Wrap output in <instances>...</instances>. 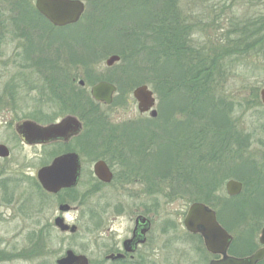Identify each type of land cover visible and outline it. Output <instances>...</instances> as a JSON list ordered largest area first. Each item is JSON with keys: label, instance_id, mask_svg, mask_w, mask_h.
<instances>
[{"label": "rangeland", "instance_id": "374dc122", "mask_svg": "<svg viewBox=\"0 0 264 264\" xmlns=\"http://www.w3.org/2000/svg\"><path fill=\"white\" fill-rule=\"evenodd\" d=\"M82 1L86 10L81 20L73 26L55 28L37 13L36 0H0V110L6 106L17 108L14 113L0 111V144L6 145L11 151L9 158L0 159V249L5 252L4 258L7 260L0 264H57L56 261L68 249L85 254L91 264H111L105 261V252L118 237L127 234L128 227L132 226L129 216L133 211L152 215L154 262L197 264L199 258L194 241L184 232L183 220L187 207L183 208L177 202L174 206L170 203L180 192L177 189L180 184L175 183L176 179H167L168 183L163 184V187H168L163 194L168 196L169 205L159 207L166 201L164 195L159 193L153 197L154 206L151 208L142 207L137 202L135 207L129 209L130 213L117 218L116 207L125 194L111 191L107 193L110 196L109 206H105V200L101 201L100 207L88 203L82 207L83 210L66 216L69 224L78 225L77 235L71 236L58 230L53 224L54 218L59 215L57 199L40 193L35 185L37 171L43 161L46 158L48 160L53 148L22 145L14 130L15 123H5L3 119L10 115L13 119L26 118L37 110L50 114L63 109V102L58 100L63 93L74 104L80 102V99L90 96V91H87L86 97L87 89H81L79 80L73 83L72 79L80 77L88 83L90 76L91 79H110L118 88L116 104L131 107L120 113L125 112L127 119L135 116L138 121L144 120L148 116H140L133 90L145 81L143 85H147L157 99L159 116L157 124L153 122L150 128L157 132L160 148L155 152L163 155L160 165H164L166 159L169 161L177 157L178 147L187 141L177 124L182 123L183 118L187 121V118L178 116L167 120L165 115L169 108L176 109L179 106L182 96L186 105L189 102L181 91L183 86L179 85L184 74L176 68L173 59L170 62H166L168 58L165 57L162 61L156 60L160 47L157 42L153 43L156 37H150L149 23H146L148 11L150 15L166 14L168 9L173 8V0L168 3L167 0ZM146 1L148 3L144 6ZM174 3V12L179 11L184 21L182 36L185 58H189L191 51L195 50L210 62L211 69L204 73H208L204 82L215 90L216 100L211 102L205 98L203 104L210 106L202 107L206 111H224V119L228 116L230 124L236 126L234 133L242 132L243 136L249 134L252 142L250 150L244 146L241 151L234 149L231 153L234 172L227 176V180L243 182L244 191L249 190V186L264 185V106L254 102L257 97L260 100L259 93L264 86V47L259 52L255 47L247 52L256 36L255 40L260 39L264 46V0H175ZM262 18L256 35L251 39L248 24H256ZM20 19L22 24L18 22ZM16 30L23 35L22 38L17 37ZM131 32L134 35L129 37ZM19 45L27 47L29 51L19 56L36 58L35 68L33 64H26V61L19 62ZM118 50L127 52L128 57L125 61L107 66L106 61ZM6 56H11L12 60L8 62ZM170 78L180 83H177V91L168 96L164 94L163 88ZM53 86L56 90L58 88V92ZM223 117L214 121L196 120L195 126L199 123L208 124L209 128H215L210 129L218 139V135L226 132ZM95 129L94 126H88L76 140V145L73 144L75 151L81 152L79 150L82 148L84 153H89L94 148L88 143L94 138ZM147 129V126L137 127L135 136L138 141L147 136L145 132L141 133ZM229 137L227 139L235 147H242L238 137ZM216 148V159L225 161V147L218 145ZM243 150H246V161L241 159ZM205 155L202 156V171L206 172L203 178H207V181L200 182L210 184L212 178L207 164L212 159L210 156L207 159ZM222 179L218 177L217 180L220 183ZM89 180L85 175L83 187L90 184ZM260 201L264 203V198ZM18 248L22 249L21 255Z\"/></svg>", "mask_w": 264, "mask_h": 264}, {"label": "flooded vegetation", "instance_id": "af4514ba", "mask_svg": "<svg viewBox=\"0 0 264 264\" xmlns=\"http://www.w3.org/2000/svg\"><path fill=\"white\" fill-rule=\"evenodd\" d=\"M28 20L31 21L30 18H28ZM18 22L22 24L21 19ZM16 31L18 32L17 37L19 39L22 38L23 35L18 30ZM1 39L2 35L0 34V40ZM18 48V56L21 54L23 55V53L28 51V48L22 45H19ZM3 58L4 57L1 59ZM5 60L9 62L12 60V57L6 56ZM20 61H26V64L29 65L33 64L34 68L35 65H37L36 58L34 57L19 56V62ZM72 81L73 83L78 81V85L81 89H87L85 91V96L88 94L87 91H90L91 93L93 86L89 89L90 86L80 77H75ZM81 81L84 82L83 86L80 84ZM138 87L133 90V93ZM53 88L58 92V88L57 90L55 86H53ZM117 93L118 88L116 86L113 103ZM60 95L61 96L58 97V100L63 102V109L53 111V113L50 112V114H44L43 111L37 110L35 113L22 119H13L11 115L9 117H3V119L6 120L5 123H15L14 127L19 122L26 120L47 126L59 123L69 116L76 117L82 124L80 134L69 141L58 140L50 144H36L31 146L22 142L20 138L17 137L22 145L53 148L48 160H46V158L43 161V164L38 171L43 167L51 165L56 158L66 154L75 153L79 156L81 172L78 185L75 188L62 189L57 194H50L46 191L42 192L57 199L59 215L54 218L53 224H55V220L58 217H62L66 224L69 226L75 225L77 227L76 233H65L71 236L77 235L79 231L78 225L72 223L69 224L66 216H69L73 212H77L79 209H82V207H86L88 203H91L93 207H100L101 201L105 200V206H109L111 204L110 201H108L110 196L107 193H110L111 191H120L125 194L123 200H121L116 207L118 212L116 214L117 218L124 217L130 213L129 209L131 206L135 207L137 202L145 208H151L152 205L154 206L153 197H155V194L161 193L163 196V191L166 192V189L168 188L163 187V184L168 183L167 176L170 172V170L168 171L170 166L169 161L166 159L165 164L160 165L163 155L159 152H155L160 148L158 143L159 140L157 138H148L157 133L150 128V125L153 123L152 120H157L159 116L156 109L157 105L154 107L157 111V116L153 118L151 111L141 113L138 102L134 99L140 116H148L147 119L138 121L135 116L127 119L125 117V112L120 113L121 111H128V108L131 107L120 106L119 104L114 105L113 103L107 105L95 101L90 94L94 103V107L90 108L88 98H84V100L82 98L80 99V102L74 104L70 99L64 96V93ZM95 108H98V111H94ZM16 110L17 108L15 106H6V108L1 109L0 111L14 113ZM90 112L95 118H102L104 120H101L103 123L100 121L98 122L97 120L93 122L94 127L97 129L94 130V133L95 135H99L97 137H100L98 139L99 143H97L94 148H91L89 153H84L82 148L79 150L81 152L75 151L73 144L88 129L84 119L90 117ZM149 118L151 119L149 120ZM155 124H157V122H155ZM138 126H147L149 128L142 132L140 130L141 133L145 132L148 136L147 138H140V141H138L135 136ZM198 129L199 127L195 126L193 130L194 135L195 133L196 135L198 134ZM240 133L243 135L242 132ZM188 140H192L193 142L188 143L187 146L184 143L181 144L177 157L171 159L177 160V166L172 170L173 173L171 174L173 176H178L182 179L183 183L177 187L180 191L177 193L178 197L170 203L174 206L177 202L181 203L183 208L187 207V212L185 213L183 220V226L185 228L184 232L187 237L194 241L193 245L199 258L198 262L200 261L201 264H217L224 262L228 258L247 259L253 257L260 251H264V244L261 242L264 233V203L260 201L264 198V194H260L264 192V185L249 186L247 187L249 190L247 189V191H244L245 184H243V182L233 179L227 180V176H231L232 171L234 172L231 167L233 161L231 157L232 143L227 138H225V142L227 141L228 145L226 146V143L224 142L225 153L223 157L225 158V161L221 159L219 164L216 163L209 165L212 168L210 170V176L213 177L211 183H201L200 180L204 182L207 181V178H203L206 176V172L202 171L203 165L201 164L198 137L196 136L192 139L188 138L187 141ZM162 142L165 144V141ZM241 144V148L235 147V149L241 151L244 148L243 142ZM209 156L210 154L208 153L204 157L208 159ZM215 156H217V154H215ZM246 157V150H243L241 153V159L246 161ZM98 162H104L108 167L112 174L111 182H103L97 177L95 167ZM85 175L89 177L90 184L83 187V179ZM218 177L223 178L220 183L217 180ZM230 181L241 183L242 186L240 193L235 195L230 193L228 187ZM137 186L140 187L139 191H137ZM80 191H82L81 194ZM164 197L166 201L162 202L159 207L163 204L169 205L168 196L164 195ZM256 199H258V201ZM196 204L204 206V209L199 212L198 216H196L197 232L192 233L187 230L185 219L190 208ZM63 205H68L70 209L67 212L61 213L60 207ZM202 215H206V217L202 218ZM140 218L144 219L146 222L142 223ZM202 220L207 221H204L205 224H202ZM214 220L220 228L214 224ZM129 221L132 226L128 227L125 236L118 237L119 239L114 241L110 249L105 252V261L111 264H157V262L153 261L152 253V215L149 213L137 214L136 211H133L129 216ZM208 221L209 225L207 223ZM211 224L215 228H212ZM205 234H209L208 236L212 235V238L217 241L213 247V251L208 248ZM20 250L22 249H17L21 255L22 252H20ZM66 252L61 258L65 257ZM4 254L5 252L0 249V262L7 261ZM89 261L91 264L90 259ZM256 264H264V257Z\"/></svg>", "mask_w": 264, "mask_h": 264}, {"label": "water", "instance_id": "95a60500", "mask_svg": "<svg viewBox=\"0 0 264 264\" xmlns=\"http://www.w3.org/2000/svg\"><path fill=\"white\" fill-rule=\"evenodd\" d=\"M36 8L50 23L56 27H65L68 25L76 24L85 12V4L81 0H37ZM120 61V57L117 55L111 56L106 65L111 67L115 63ZM80 84L83 86L84 82ZM116 92V87L107 82H100L95 85L91 94L92 97L98 101L111 105L113 97ZM135 99L138 102L139 110L141 113L151 111L152 117L157 116V111L152 110L156 104L154 93L148 86L143 85L138 87L133 93ZM260 101L264 106V86L260 93ZM82 130L81 122L73 116H69L63 119L60 123L52 124L49 126H41L32 121H22L16 125V131L24 143L28 145L36 144H50L54 141L63 140L69 141L73 137L80 134ZM10 152L4 145H0V157H9ZM81 165L79 156L75 153L66 154L64 156L56 158L51 165L46 166L38 171V181L43 189L51 194H57L62 189L75 188L78 185L80 178ZM95 173L97 177L106 183L111 182L112 174L104 162H98L95 167ZM241 183L236 181H230L228 183L229 191L232 195L238 194L241 191ZM70 209L68 205L60 207V212H67ZM204 206L196 204L193 205L185 219V226L188 231L197 232L196 216L199 212L203 211ZM202 218L206 215H202ZM141 222H146L140 218ZM202 220V224H205ZM209 225V221L207 222ZM214 224L218 226L214 220ZM55 226L61 232L76 233L77 227L75 225L69 226L64 222L62 217H58L55 220ZM212 226V224H211ZM212 228H215L212 226ZM218 228H220L218 226ZM205 234L207 245L210 250L213 251L214 245L217 243L212 238V235ZM208 237V238H207ZM261 242L264 244V233L261 238ZM264 251H260L253 257L247 259L228 258L224 262L217 264H256L264 257ZM57 264H90L89 259L85 255H78L72 250L66 252L65 257L59 259Z\"/></svg>", "mask_w": 264, "mask_h": 264}, {"label": "trees", "instance_id": "16d2710c", "mask_svg": "<svg viewBox=\"0 0 264 264\" xmlns=\"http://www.w3.org/2000/svg\"><path fill=\"white\" fill-rule=\"evenodd\" d=\"M174 1L173 0V8L172 9H168L169 11L166 12V14H155V15H150V11H148V15L146 16V23L148 24V30H149V34L151 35L150 37L152 39H154L156 37V41L153 40V43L157 42L159 44L160 47V51L158 52V58H156V60L161 59V61L164 59H167L166 62H170V59H173L174 65L176 66V68H179L182 71V74H184L183 79L180 81L182 82V89L181 91L186 94V98L189 101L188 104L186 105V101L185 98L182 96L180 102H179V106L176 109H170L168 110V113L165 115L167 116V120L172 119V118H176L178 116L181 117H186L187 121L184 119V121L181 123H178V128L183 130V134H184V138L186 137V139L188 138H193V137H198V141L200 144V156H201V164L204 161V158L202 157L203 155H205L206 153L209 152L210 157H211V161L208 162L207 164V169L209 172V176H210V170L212 169L209 165L211 164H218L221 162V159H215L217 156H215V154L218 153V149L216 147H218V145L224 146V142H225V138H227V136H232V137H238L240 139V141L242 140L245 148L247 146V149L250 150V146H251V139L249 134L247 136H243L240 132L239 134H235L234 132L236 131V126L230 124V119L228 118V116L224 119L223 115H224V111H206L205 108H203L202 106H210L207 104H203V101L205 98H208L211 100V102H214V100H216V92L213 89H210V85L207 86L204 82V80L206 79V75L208 74H204L207 70H210V62H208V59L204 56L201 55L199 52L197 51H191V55L190 57H186L184 53L186 52V49L184 48L183 45V33L185 30V26L183 25V20H182V16L178 13L179 11H176V5L174 6ZM177 1V0H176ZM169 2V0H167V3ZM148 1H146L145 4H147ZM146 9V8H145ZM144 9V11L148 10L149 8H147L146 10ZM263 18L260 19V21H258L256 24H254V22L250 25L248 24V27H250L249 29V36L252 39L253 36L256 35L257 27H260V23L262 22ZM247 27V25L245 26V28ZM253 29V30H252ZM255 33V34H254ZM121 34V33H119ZM134 34H130L129 37L133 36ZM257 37V36H256ZM256 37H254L256 39ZM188 39V38H187ZM253 39L251 41V44L249 45V47L247 48V52H250L249 50H252L254 47L256 48V51L259 52L260 50H263L262 46V41L260 39L255 40ZM131 42V41H130ZM92 44H94L91 41ZM124 49V48H123ZM122 49V50H123ZM122 50H118V52H116L115 55L120 56L121 61L124 60L128 57L127 52H124ZM124 63V62H123ZM171 65V64H170ZM172 67V66H171ZM130 77V76H129ZM98 81L102 82H110V79H91L90 76L87 79V85L92 86L95 83H98ZM178 81V80H177ZM174 82L171 78L168 79L167 84L165 85L166 87L163 88L164 94L166 95H170L174 92L177 91V83L180 82ZM145 84V81L142 82L139 85H143ZM138 85V84H137ZM186 85H187V90H186ZM94 86V85H93ZM136 87V86H135ZM185 87V89H183ZM188 95V96H187ZM89 99V107H94V103L91 99V96L88 97ZM258 97L256 98V100H254V102L260 103V100H257ZM115 101V100H114ZM114 105H116V101L113 103ZM215 104V103H214ZM212 105V103H211ZM262 105V104H261ZM175 108V107H174ZM198 108V110H197ZM196 110L198 111V114L196 113ZM94 111H98V108H95ZM200 112V114H199ZM213 113V115H212ZM219 113V114H218ZM90 117H87L84 119V122L88 125L93 127L94 121H100L103 120L95 118L94 116H92L93 114L90 112ZM203 115V116H202ZM94 117V118H92ZM192 117H194V119H192ZM223 117V121L225 122V126L223 127L224 130L226 131L225 133H223L222 135H218V139L215 136V132L213 133L212 130H214L215 128L208 126V124H203L199 123V125L197 127H199V132L198 134L195 135L193 134V130L195 128V125L197 123H195V121L197 120L198 122H202V121H214V119L216 118H221ZM91 118V119H90ZM104 121V120H103ZM153 122H156L157 120H152ZM223 121L221 123H223ZM103 123V122H101ZM97 126V125H96ZM103 126V125H102ZM145 127V126H144ZM139 131V130H138ZM146 134V133H145ZM213 136H212V135ZM98 134H96L94 136V138L90 139V142L88 143L90 146H96L97 145V141L100 137ZM225 136V137H223ZM146 138L148 136H145ZM157 134H153L152 137H148V138H157ZM223 137V138H222ZM229 137V138H230ZM213 138V139H212ZM106 140V139H104ZM218 140V141H217ZM229 140V139H228ZM192 140H188L183 142L186 146L188 145V143H192ZM242 142H240L239 144H241ZM182 143V144H183ZM226 146L228 145V142L226 141ZM216 145V147H215ZM235 144L232 143V152L235 149ZM242 145V144H241ZM179 148V147H178ZM204 148H206L205 150H203ZM209 158V157H208ZM169 169L170 170L167 179L170 180H175L177 182L175 183H179L182 184V179H180L178 176H173L171 173L172 170L175 169V167L177 166V160H169ZM211 177V176H210ZM164 178V177H163ZM213 178V177H211ZM245 183H247L245 181ZM35 185L37 187V189H39L40 193H42V189L40 188L39 184L37 183V181H35Z\"/></svg>", "mask_w": 264, "mask_h": 264}]
</instances>
